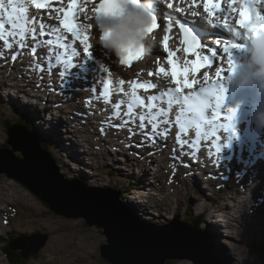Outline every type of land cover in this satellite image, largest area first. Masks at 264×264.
<instances>
[{
	"label": "water",
	"instance_id": "obj_1",
	"mask_svg": "<svg viewBox=\"0 0 264 264\" xmlns=\"http://www.w3.org/2000/svg\"><path fill=\"white\" fill-rule=\"evenodd\" d=\"M10 133L9 146L12 149L4 150L5 153L0 150V173L23 183L56 214L84 218L89 225L102 228L108 244L102 247L101 255L111 264H167L169 261L185 264V260L195 264H213L215 248L201 229L188 223L178 228L149 226L120 206L115 196L105 195L107 190H98L104 196H97L96 190L83 189L77 182L64 186L53 168L42 161L40 164L42 158L29 139L33 135L18 127L10 128ZM16 152H21L23 158H17ZM47 156L51 157L48 153ZM51 162L55 165L54 161ZM29 239L21 243L18 240L12 242L10 249H17L22 257H27L36 253L45 242L30 243ZM216 248L218 256L226 260V254Z\"/></svg>",
	"mask_w": 264,
	"mask_h": 264
},
{
	"label": "rangeland",
	"instance_id": "obj_2",
	"mask_svg": "<svg viewBox=\"0 0 264 264\" xmlns=\"http://www.w3.org/2000/svg\"><path fill=\"white\" fill-rule=\"evenodd\" d=\"M96 38H97V36H96ZM152 42H153V45L156 44V41L154 42V40H152ZM153 45L149 46L150 49L152 48ZM148 58L150 59L149 62L155 63L157 61V56H155L153 54H149ZM9 83L11 84V81ZM8 90H10V89H8ZM8 90H5V91H8ZM11 93L17 94L16 92H11ZM33 95H36V93L33 92L31 94V96H33ZM0 97H1L2 101H4L5 105L10 107V108H12L11 104H13V105L18 104L17 98L14 99L15 102L12 100H9V102H8L6 93H4L3 96L0 95ZM59 108L60 107H58V109L56 111H59ZM54 113H57V112H54ZM8 114H9V111L0 110V149L4 148L3 144L6 141L10 140L8 130H6L7 125L15 124V123L11 122V118L8 117ZM16 123H18V119H17ZM60 125H61V123H59V122L55 124V126L57 128V134L59 132H62V129H60ZM42 126H43L42 128H39V126H38L40 132L36 135L41 137L43 139V141H48L49 143H51V139H49L46 136V128L47 127H44V125H42ZM49 127H50V125H48V128ZM51 128L53 129V125ZM59 136H61V135H59ZM64 144H66L68 146H65ZM72 144H73L72 140H65V142L63 141V146L66 148V150L71 151L73 148ZM58 146L60 147V149L63 148L62 144H60ZM47 149H50V146H47ZM73 150L75 151V148H73ZM55 151L57 152L56 149H55ZM118 154L119 153H117V155ZM98 155H96V154L92 155V157H94L96 159V161H95L96 165L87 167L85 169V170H87V172H84L83 174H79V172L75 171L74 169H72V167H70L64 163H59V164L64 165V167L67 169L68 173L63 174L62 172H60V170H59V173L60 174L62 173L64 175L63 179L69 180V181H73L74 177H78L80 179H85L86 181H88L87 178L89 177V180L92 184H96V185L103 184V186H101L103 190H108L111 188L115 192L116 191L124 192L126 184L128 183L129 180H134L135 177H136V180H139L138 179V171L135 172L134 169L130 168L127 164L129 161H127L125 158L121 159L122 160L121 164H118L117 159H114V167H115V169H114L112 167H110V168L102 167L104 156H102V155L98 156ZM15 156L17 158H19L18 156H20V158H23L21 156V152H16ZM80 156H81L82 160L84 161L85 158L82 155V153L80 154ZM120 157H122V156H120ZM58 158L59 159L62 158L64 160L65 156L61 157L60 155H58L56 161H58ZM187 164L190 167H192L194 165V164H191L190 161H188ZM121 165H127V167L123 171H121ZM109 170L116 171V173L112 172L114 174V176L109 174L110 172H107ZM88 172L89 173L91 172V174H88ZM258 172H262V174H264V171H258ZM144 182H145V180H143V183ZM86 185L92 187V185H90V184H86ZM145 185H147V184H145ZM240 189H242V188L240 187ZM28 192H30L32 194V197L30 196V194ZM173 195H175V194H172V196ZM209 196L210 195L207 194L203 197H201V196L197 197L199 200L202 201V204H201L202 210L197 209V207L194 208L196 213L208 211L209 213H208L207 219H211L210 213L213 212L212 202L214 201L213 199L211 201L209 199ZM211 196L215 197V198L218 197L216 193H212ZM118 201L119 202L125 201L124 195H120ZM1 204L3 205V207L7 208L6 210L2 209L3 211H1V214H0V224H1L0 234H3L2 236H5L7 233H9L14 228L15 224H20V223H25V225L21 226L22 230L32 229V231H31L32 233L21 234L22 236L34 237L37 241H40V237L37 236L38 233L49 234L48 240L43 245V248L39 250L40 253H38L36 255V257L30 256V258H27L28 261H26V264H109L100 255L101 246L104 244H108L107 237L105 235H103L104 234L103 230H100L96 226H93V227L88 226L84 219L66 218L62 215L56 214L54 211L49 209L44 202H41L40 199L38 197H36L31 192V190H29V188H27L25 185H23L22 183L17 181L15 178H10L7 176V174H2V173H0V205ZM134 207L141 212V215L143 217H147L149 215L148 209L145 205L137 204ZM204 208H205V210H203ZM11 209H14V211L17 213L19 212L18 217L11 218L10 225H12V227L11 226L3 227V221L6 220V217L4 216V214L7 211H8L9 215L13 214L12 211H9ZM150 211L153 215L154 210L152 208H150ZM160 211H162V210H160ZM258 212H259V210H258ZM159 216H160V214L158 213V216H154V217H159ZM54 217H56V218H54ZM29 218H31V220H29ZM249 219H251V215L247 216L249 239L253 240L258 236H262L264 234V221H262V220H264V216L262 215V217L260 218L259 221H262V222L256 228V230H250L249 231V228L253 229V227L251 226V221H249ZM63 221H65V222H63ZM45 222H47L50 225L51 229H49L44 224ZM54 227L55 228H58V227L61 228L63 230V236H64L62 243H60L57 246H53L54 236H53V233L51 231H52V228L54 229ZM37 228H38V231L37 230L33 231L34 229H37ZM216 232H220V231H209V233H216ZM18 237L22 238L21 236H18ZM216 239H217V237L215 236V238H212L211 241L214 242ZM219 240H220V237H219ZM219 240H218L219 244L220 245L222 244L223 249L227 250L225 248V246L228 242L230 243V240H227L226 237L220 241ZM51 250H55V252L50 254ZM222 251H224V250H222ZM227 251H230V250H227ZM248 251H249V249H247V252ZM252 254H254L255 257L250 256ZM42 255H43V257H41ZM250 255L247 256V255H245L244 252H241L238 256L239 262H237V264H251L249 262V260H255L257 262V264H264V258H262L263 261L261 259H258V258H261L260 255L254 253V252H252ZM5 259H6L5 256L0 251V264H7ZM241 260H243V261H241ZM185 261L188 264H194L193 262H191L189 260H185ZM180 262L181 261H173L170 264H178Z\"/></svg>",
	"mask_w": 264,
	"mask_h": 264
},
{
	"label": "bare ground",
	"instance_id": "obj_3",
	"mask_svg": "<svg viewBox=\"0 0 264 264\" xmlns=\"http://www.w3.org/2000/svg\"><path fill=\"white\" fill-rule=\"evenodd\" d=\"M77 2H79V3H81L83 0H76ZM160 1H162V0H160ZM227 1V3L229 4V2H230V0H226ZM164 2H165V4H172V5H174V7H176V9L178 8L179 10H181V13H178V12H175V11H173V9L171 10V9H169V7L168 6H166V5H163V4H161L160 2H159V0H158V2H157V4L154 6V9H153V11H154V14L156 15V14H158V16L162 19V20H164V19H167V18H173V17H175V18H183V16H186V17H190V15L192 16L193 14H195V15H200L199 14V12H198V10H196L194 7H198L199 9H201L202 11H203V13H206V11L204 10V2H205V0H164ZM239 0H235V3L233 4V7L236 9V8H238V6H239ZM63 6V9H65V7L64 6H66V4L65 5H59V6H55V7H52L51 9H49L48 10V13H50L51 15H52V17H54V18H57V16L60 14V12H61V10H62V7ZM84 6H86L85 4H84ZM10 11H12L11 9H10ZM8 12V13H11V12ZM25 11H26V9H25ZM222 11H227L228 12V14L230 15V17H233L234 15H235V11H228V9H227V7L225 6V3L223 2V5H222ZM17 12H19V13H22L21 11H17ZM18 13V15H20ZM0 14H1V12H0ZM22 15H23V13L19 16V17H22ZM44 15V14H43ZM42 15V17H44ZM37 16H39V18H41V15L40 14H38L37 13ZM157 16V17H158ZM0 19H2L3 20V23H4V30H9L11 27H12V25L11 24H9L8 22H7V20H6V18L5 17H0ZM15 20V19H14ZM16 21V20H15ZM197 21V20H196ZM34 25L33 26H29V25H23V26H21L20 28H19V30H18V33L20 34V37H21V39H22V42H23V44H25L26 46H28L27 48H25V49H21V53H23V57H25L27 60H29V62H33L31 59H29L30 57H29V55H28V52L29 51H33V49L31 48V46H38V50H42V49H44V47L45 46H47L48 44L47 43H44L42 46H41V44H40V42L41 41H48V40H51V41H53L54 39L52 38V37H50L49 35H46L47 33H46V31H44L45 32V35H43V36H41L40 35V32H41V30L38 28V26L41 28V25H39V24H37L38 26H36L35 24L36 23H33ZM17 25V24H16ZM47 25H50L51 27H53L54 29H58V27L56 26V25H54V24H47ZM90 25H88V24H85L84 26H83V34H84V36H87L88 37V41H87V43H88V50L87 51H89V52H91V53H94L96 56H98V55H101V56H104L107 52H108V50L107 49H105V48H103L100 44H99V42H98V39H99V37H98V34H97V31H96V27L94 26V27H89ZM33 29H35V38H33ZM180 32H181V30H180ZM96 36H97V38H96ZM165 36H167L168 37V47L166 48V50H168V51H172V52H177L178 53V55L180 56V52H179V50L181 49L182 50V52H183V49H184V47H182L181 45H180V43L178 42V40H177V35H175L174 33H154L150 38H148V41H149V39H151V38H153L154 39V42L156 41L157 42V46L156 47H154V46H152V48H151V52L153 53V54H157V55H160V54H163V53H165V51L163 50V47H164V37ZM3 40H4V38H2ZM84 45H85V43H84ZM77 48H79L78 46H76ZM56 48V49H55ZM165 48V47H164ZM47 49V48H46ZM56 50V52H60V51H62L63 50V47L59 44L57 47H55V45H53L52 47H51V51L50 52H52V53H54L56 56H57V58L58 59H65V58H63V57H59V53H55L54 51ZM72 50V52L74 53V54H76V52H75V50L76 49H71ZM37 52V51H36ZM69 53V52H68ZM184 53V52H183ZM37 54H39V53H37ZM77 55H79V54H77ZM40 56V55H39ZM12 57H14V55L12 54ZM42 58V57H41ZM109 58L111 59V64H110V68L111 69H113L117 64L119 65V66H122V68H121V70L123 71V72H125V73H132V72H134V68H138V67H136V66H133V67H130V66H128V67H126V66H123V63L122 62H120L119 61V59H116L115 58V55L114 54H112V55H110L109 56ZM187 59V58H186ZM43 60H45V61H50V59H43ZM192 61V57L191 56H188V59H187V61L192 65V67L195 69V66H194V64H192L191 63V61ZM51 62V61H50ZM217 62V61H216ZM216 62L214 63V64H216ZM82 63H80V65H81ZM144 64H149V62H147V63H144ZM213 64V65H214ZM79 65V66H80ZM157 64H153V66L152 67H150V68H148L147 70H140V69H136V72L137 73H140V77H145L146 75H148V74H153L154 72H155V70H156V68H157ZM159 67L160 68H167V64L164 62V61H161V62H159ZM211 67V65H206V66H204V67H202V68H200V70L199 71H197L196 73H197V76H196V78L198 79V80H202L201 78H199V76L201 75V74H204V72H203V70H206V69H209ZM51 69H53V64H52V68ZM22 75H23V77L26 79V81H28L29 83L31 82L32 83V81H31V76H30V72H29V68H28V65H25V67H24V70H23V72H22ZM138 75H135V76H128L127 77V80L129 81V82H131L132 80H133V78L134 77H137ZM183 78L185 79V80H187V81H190L191 80V78H193L192 76H190L188 73L186 74V75H183ZM16 79V78H15ZM51 80V75H49V80L47 79V77L45 78V81L46 82H49ZM12 81L13 80H11V84H12ZM78 85V87H77V91H79L80 90V86H82L81 84H77ZM63 88H66V83H64L63 85ZM8 87H10V86H8ZM16 88H18V86L16 87ZM46 89L47 88V84H43L42 86H41V89ZM43 89H42V91H43ZM67 89V88H66ZM9 92V91H8ZM17 93V92H16ZM24 93H25V95L28 97V89H27V87L25 86V91H24ZM35 93H36V95L37 96H35V97H33V96H31V94H30V96H29V98H31V100H34L35 98H38V96L40 95V93H39V91H38V89H36L35 90ZM43 93H44V96L45 95H47V93L45 92V91H43ZM53 93V92H52ZM77 96H78V94H77ZM119 97V96H118ZM0 100H2L1 99V97H0ZM15 102V101H14ZM11 105H13V104H11ZM57 106H62V104H58ZM78 107H79V103H78ZM60 109L61 108H59V111H60ZM140 110L141 109H139V110H137L136 111V113H134L132 116H133V118L134 117H137L138 115H139V113H140ZM10 112H12V111H10ZM9 112V113H10ZM111 113H112V111L111 112H109V110L108 111H106L105 112V115L102 117V119L104 118V117H107V119L110 117V115H111ZM173 113V112H172ZM102 119H101V121H100V129H103V131H102V134L104 135V137H105V139H108V140H110V142H114V144L115 143H117L120 139H121V137H120V134L118 135V138L117 139H115L113 136H111V134H110V132L109 131H107V129L102 125ZM122 119V117H117V116H115V118L113 119L114 121L113 122H115V123H112V126L115 128V129H117V126H118V124H120L119 125V127H121L123 124H124V121L123 120H121ZM168 118H166V122H168ZM71 123H72V121H70ZM60 123V122H59ZM111 124V123H110ZM137 123H136V120L135 119H131V124H130V126H129V129H131V131H132V136H131V140L133 141V143H137L138 144V146H141V143H139L137 140L135 141V135L134 134H136L138 131H139V129H137ZM42 126V125H41ZM51 126H52V124H51ZM43 127V126H42ZM221 128V127H220ZM61 129V128H60ZM97 130H99V128H97ZM80 133H83V131H79ZM96 133V132H95ZM62 134V132H59L57 135H61ZM217 134H218V138H216L217 137ZM227 134H229V131L227 130V129H225V128H221V129H219V127L218 126H216V127H213L212 129H211V131L209 132V134L207 135L208 136V139H209V141L210 142H214V138H216V145H219L222 141H219L220 139H219V137H222V136H226ZM33 135V134H32ZM96 136H99V134H97ZM100 137H102V136H100ZM103 138V137H102ZM92 141H94V143L95 144H99L100 143V140L99 139H97V140H95V139H93L92 138ZM87 143H89V140H87L86 141ZM63 146V145H62ZM72 146H73V148H75V151L73 150V148H72V153H73V156H75V158H76V160L77 161H83L82 160V158H81V156H80V154H81V151L79 150V148H78V144H77V142L76 141H73V144H72ZM106 147V146H105ZM105 147H104V152H108L109 151V147H106V149H105ZM63 148H64V150H66V148L63 146ZM127 148H129V145L127 146ZM134 147L132 146H130V150L129 151H132V152H135V150L133 149ZM7 149H12L10 146L7 148ZM117 153H119L120 154V156H122L121 157V159H123V158H125L127 161H129L127 164H128V166L130 167V168H132V169H134L135 170V172L137 171V167L141 164V159L140 158H134V159H131V158H129V156L127 155V154H125L124 152L122 153V148H118V151H117ZM50 156H51V154L50 153H48ZM96 155H98V156H103V153H100V152H96L95 153ZM93 158V160L94 161H96V159L94 158V157H92ZM177 158V157H176ZM100 159V158H99ZM184 161H185V163H187L189 160L188 159H186V158H184ZM55 162V161H54ZM55 165H56V167H59V164H57L56 162H55ZM143 167H144V165H143ZM259 171H264V166H262V170L260 169ZM210 173V170L209 169H207L206 170V172H205V174L204 175H208ZM149 175V172L148 171H146V173L144 174V178H141L140 180H146V178H147V176ZM262 176H263V174H262V172H258L257 171V174H256V179L258 178V180H261V178H262ZM10 180V179H9ZM87 180L90 182V180H89V177L87 178ZM134 180H136V177L134 178ZM139 181V180H138ZM227 181H228V183H230L232 186H234V187H237V188H240L241 186H240V184L237 182V181H235L234 180V178L230 175V174H228L227 175ZM91 183V182H90ZM143 184V183H142ZM263 184H264V182H263ZM259 185H262V184H259ZM258 185V186H259ZM250 190H251V192H246L247 194H249V195H253L254 194V191L250 188V187H248ZM29 194H30V196L32 197V194L30 193V192H28ZM256 193L258 194V193H260V186L256 189ZM201 198V197H200ZM206 198V197H205ZM195 204L196 205H194V208L195 207H197V209H201V204H200V202L198 201L197 202V200H196V202H195ZM134 211H136L135 210V208H133V207H131ZM2 209L3 210H6L7 208L6 207H3V205L1 204L0 205V214H1V211H2ZM202 210V209H201ZM203 210H205V208L203 209ZM258 210H259V212L257 211V214L256 215H251V219H249V221H251V226L253 227V229H250L249 228V231L250 230H256V228L260 225V223L262 222V221H264V220H262V221H259L260 220V218L262 217V215L264 216V203L260 206V208H258ZM163 211V210H162ZM162 211H160L161 212V214H163V212ZM18 214H19V212H18ZM143 217V216H142ZM54 218H56V217H54ZM143 218H145V221H146V223H148V224H150L151 222H153V220L152 219H149V218H146V217H143ZM59 219V218H58ZM29 220H31V218H29ZM256 221V222H255ZM63 222H65V221H63ZM27 223V222H26ZM49 229H51V227H50V225L47 223V222H45L44 223ZM53 224V223H52ZM22 225H25V223H20V224H15V226H14V228L9 232V233H7V234H25V233H29V232H31L32 231V229H29V230H27V229H24V230H22ZM54 225V224H53ZM9 226H11L12 227V225H9ZM0 227H1V224H0ZM22 230V231H21ZM35 230H38V228L37 229H34L33 231H35ZM94 231V230H93ZM209 231H220L219 230V227L217 226V225H215V224H209L208 226H207V233L210 235V236H212V238H215V236L217 237V239L213 242L220 250H224L223 252L225 253V254H228V255H232L231 254V251H227V250H225V249H223V246H222V244L220 245L219 244V242H218V240H219V237H221V232H216V233H209ZM52 233H53V236H54V241H53V246H57V245H59L60 243H62V240H63V238H64V236H63V230L61 229V228H55L54 227V229L52 228V231H51ZM95 232V231H94ZM6 234V235H7ZM53 239V238H52ZM227 242V241H226ZM55 252V250H51V252H50V254H52V253H54ZM249 262L251 263V264H257V262L255 261V260H249ZM186 264V263H185Z\"/></svg>",
	"mask_w": 264,
	"mask_h": 264
},
{
	"label": "snow or ice",
	"instance_id": "obj_4",
	"mask_svg": "<svg viewBox=\"0 0 264 264\" xmlns=\"http://www.w3.org/2000/svg\"><path fill=\"white\" fill-rule=\"evenodd\" d=\"M33 2H35V0H33ZM138 2V0H131V3L136 4ZM264 2V0H243V4L242 7L238 10L239 11V19L236 21V24L238 25V29L236 30V36L246 40L249 42V35L246 31L247 25L253 21L257 16H259L260 18H264V14L261 13V11L258 8V4ZM235 3V0H230L229 4H228V9L230 11H237V9H235L233 7V4ZM171 4H168V7H171ZM11 8L12 12H16L17 8H16V4L13 2V0H8L7 5L5 4V0H0V12H8V8ZM105 8V3L104 0H101L100 2V8H97L96 11L99 12L101 10H103ZM77 9V5L75 3H73L71 5V10L67 13V15L65 16L64 20H63V27L68 29L70 32L73 33V35H75L77 38H82L84 43H85V51L88 50V37L87 36H82L81 31L79 29V27L75 24L74 20H73V16L76 12ZM204 10L209 14L212 15L214 14V11H222L221 8V4L219 2H213V0H205L204 2ZM9 19H11V13H9ZM97 19H99V17H97ZM34 23V21H33ZM223 25L228 26L231 30V27L228 24V16H225L223 19ZM186 23H180L179 27L180 29L183 31L184 35V42L187 44V48L185 49L186 52L190 53V54H194L196 55L197 59L195 61H192L191 63L194 64L195 66V70L199 71L201 67L206 66L209 61L207 59V57H201V54L197 51L200 47H201V40L199 35L196 33V31L194 30V27H186L185 26ZM0 27H3V20L0 19ZM13 30L15 31L16 25H15V21H13L12 24ZM45 25L41 24V32L40 35L43 36L45 35L44 29H45ZM157 27V16L154 14L153 16V23L151 24V26L149 28H147L145 30V36H147L153 29H155ZM169 28H171V24H169ZM240 29H243L244 32L243 34H241V32L239 31ZM33 31V38H35V29L32 30ZM59 38V37H58ZM51 44L52 41L48 40V41H41L40 44L41 46L44 44ZM217 45H219V41H217ZM23 42H21L20 47H23ZM8 47H11V44H8ZM62 47L67 48L68 45L67 43H65ZM164 47L167 48L168 47V37L165 36L164 37ZM216 47L217 46H212V57L215 58L217 56V51H216ZM246 45L244 43H232L231 46L229 47V45L227 43L224 44L223 46V52L227 53V59H228V63H229V70L232 74H235V72L237 71V67L238 65L235 63V61L233 60V51L232 49H245ZM35 48H33V52H35ZM20 55H23V53H19ZM143 54V49L142 48H132L129 50L128 55H126L125 57H121L122 62L124 63H131L134 60L139 59ZM175 56V53H169V60L168 63L171 64L172 69H171V74L173 77L176 78V84H181L180 81V77L182 75H186L188 71H190V69H182L178 63L176 62L175 59H173L172 57ZM92 57L91 52H89V58ZM13 59H15V56L13 57ZM71 67H76L75 64H71ZM41 70L44 69L45 65L41 64ZM29 69L31 70V66H29ZM51 71V69H49ZM159 71L161 73H163L165 70L163 68H160ZM222 71V70H221ZM59 75L63 76L64 73L61 72L59 73ZM216 76L219 77L220 76V71L216 72ZM41 79H43V77H41ZM139 87H146L145 85H138ZM184 85L181 84V87H183ZM190 86V85H189ZM147 87H152L155 88L156 85L155 84H151L148 85ZM86 90V89H85ZM181 91V88H175L173 89H169L170 93H173L176 95V102L181 104V105H186L188 108V115H191L193 112L196 113L197 115V119L200 120L201 122H204V112L206 111V109L209 106H214L217 110L221 109L224 106V96L222 91L219 89V83L215 84V85H209L206 86L204 88H201L199 92H196L194 94H185L183 96L179 95ZM133 95H135V89L133 90ZM151 100L155 101L156 97H151ZM140 103H143V101H141ZM119 107L120 105L117 104L116 106V113L115 115L118 117L120 115L119 112ZM132 111L131 106H129V111L126 115H130ZM229 115L227 116V120L229 121V124L227 126V130L230 133L235 132L234 130V117H235V111L232 109L228 110ZM161 114H163V110H161ZM181 115H184V113H182ZM216 115H219V112L217 111ZM146 119L145 115H141L140 116V120H141V128H144L145 125L143 124V121ZM153 119H155V117H153ZM181 119V116H177V121H179ZM130 121H125V123H129ZM119 127V126H118ZM158 127L157 124L153 123L152 124V128L156 129ZM181 128H183V125H181ZM101 131H103V129H101Z\"/></svg>",
	"mask_w": 264,
	"mask_h": 264
},
{
	"label": "clouds",
	"instance_id": "obj_5",
	"mask_svg": "<svg viewBox=\"0 0 264 264\" xmlns=\"http://www.w3.org/2000/svg\"><path fill=\"white\" fill-rule=\"evenodd\" d=\"M157 2L158 0H138L133 4L131 0H104L105 8L97 12L99 3L94 9V26L100 32L99 44L117 58L125 57L132 48L150 51L146 44L145 30L153 23V9ZM101 19H109L113 23L101 31ZM246 31L250 37V56L246 65L238 67L245 83L258 79L261 88H264V18L257 16L247 25Z\"/></svg>",
	"mask_w": 264,
	"mask_h": 264
},
{
	"label": "trees",
	"instance_id": "obj_6",
	"mask_svg": "<svg viewBox=\"0 0 264 264\" xmlns=\"http://www.w3.org/2000/svg\"><path fill=\"white\" fill-rule=\"evenodd\" d=\"M9 114H10V116H12L11 118H13V120L16 118L13 111L11 113H9ZM35 133H37V131H35ZM11 239H9L8 241H10ZM8 241H6L3 249H4L5 254L7 255L8 259L10 260V262H12L13 264H24L23 263L24 262L23 259H21L18 256L17 252H15V251H11L10 252V250L8 248V245H7ZM259 249L261 250V252L264 253V246H261Z\"/></svg>",
	"mask_w": 264,
	"mask_h": 264
}]
</instances>
